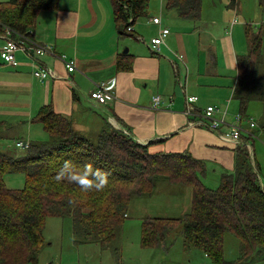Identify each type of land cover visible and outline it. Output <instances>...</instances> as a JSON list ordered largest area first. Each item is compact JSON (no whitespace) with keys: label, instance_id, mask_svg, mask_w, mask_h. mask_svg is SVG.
<instances>
[{"label":"crops","instance_id":"obj_1","mask_svg":"<svg viewBox=\"0 0 264 264\" xmlns=\"http://www.w3.org/2000/svg\"><path fill=\"white\" fill-rule=\"evenodd\" d=\"M11 1L0 0V9H8ZM114 1L58 0L51 11H27L23 17L7 15V20L1 19L0 49L11 40L28 48L50 47L53 54L38 57L18 51L17 66L5 63L0 56V135L7 130L20 138L41 140L48 133L36 118L50 109L68 121L73 132L91 142L109 126L142 146L153 142L147 149L152 155L190 156L201 163L199 182L208 190L217 189L223 175L235 172L237 148L246 144L243 146L251 160L254 154L255 162H251L259 168V183L264 187V141L255 143L262 138L259 133L264 135V123L258 125L249 115L251 102L243 107L235 96L241 84L239 59L250 56L251 41L257 36L262 41L257 79L264 75L262 0H255L250 12L241 0H200L194 20L166 8V0H147L144 16L128 20L131 32L117 21ZM153 18H159L160 24H154ZM162 29H168L169 35L155 53L150 42ZM63 56L75 62L73 72H68L59 59ZM35 64L49 74L43 82L34 76ZM102 83L110 86L113 97L105 104H96L90 93ZM157 97L159 103L155 105ZM189 97L197 101L189 104ZM209 106L218 110L216 118L224 117L227 123L237 115L243 118L241 142L227 141L208 127L200 114ZM249 119L255 128H249ZM30 139L24 142H42ZM189 195L193 199V190ZM192 199L188 212L186 204H180L184 212L180 217L145 219H181L190 214ZM167 235L179 236L176 231ZM230 235L239 242L238 256L232 261L226 259L223 242L225 262L264 261L259 247L241 257L242 242ZM200 253L190 256L189 263L215 264L211 256Z\"/></svg>","mask_w":264,"mask_h":264},{"label":"trees","instance_id":"obj_2","mask_svg":"<svg viewBox=\"0 0 264 264\" xmlns=\"http://www.w3.org/2000/svg\"><path fill=\"white\" fill-rule=\"evenodd\" d=\"M57 2L12 0L8 9H0V21L7 20V15L23 17L27 11L31 14L51 11ZM146 4L147 0H115V14L121 28L127 29L130 18L135 20L144 16ZM199 4L200 0H166V8L175 10L181 18L192 20L198 16ZM261 4L264 6V0ZM251 42L250 56L239 59L241 84L235 96L243 107L252 101L264 102V85L257 79V57L262 41L257 36ZM36 121L48 133L47 141L29 143L22 157L14 158L0 151V264L34 263L48 217H69L75 244L97 243L108 247L123 224L124 220L119 217L126 214L131 199L151 194L149 185L153 181L146 177L155 175L154 170H158L152 162L148 170L141 163H131L132 172L122 171L100 148L107 142L117 146L127 158L133 157L138 149L150 159L161 158L166 162L177 159L175 171L179 172L181 165L197 180L191 187L190 214L181 219L146 218L142 224V247L157 248L167 233L176 230L184 238L185 245L211 256L215 264H231L222 259L225 233L241 240L244 248L241 257L251 255L254 247L264 248L260 247L264 245V187L259 183V168H254L253 160L243 146L246 144L237 148L235 172L223 175L219 187L208 190L199 182L201 163L186 154L151 156L147 149L153 142L142 146L109 126L97 141L91 142L73 132L69 122L50 109L38 115ZM66 161L74 164L77 171L90 164L94 170L106 175L107 183L97 190L95 187L84 189L67 176L57 181L56 176ZM123 163L128 164L124 160ZM10 174H23L25 186L22 189L6 187L3 178ZM88 179L93 178L89 176ZM177 223L176 228L170 227ZM261 249L260 253H264Z\"/></svg>","mask_w":264,"mask_h":264},{"label":"rangeland","instance_id":"obj_3","mask_svg":"<svg viewBox=\"0 0 264 264\" xmlns=\"http://www.w3.org/2000/svg\"><path fill=\"white\" fill-rule=\"evenodd\" d=\"M241 1L245 9L250 12L255 0ZM259 10L264 12V8H259ZM260 79L264 85V75L260 76ZM249 115L261 126L264 123V102H251ZM40 128L42 127L40 126ZM256 129L259 130L258 127ZM262 134L259 133V136H262V138L255 140V143L257 141H264V135ZM256 138L258 139V137ZM29 139L26 136L20 138L16 132L13 133L6 130L4 131V135H0V151L14 157H22L25 154V150L16 148L15 143L19 142L17 140L27 143L24 141H29ZM40 139L34 138L30 140L47 141L48 136L45 134ZM100 148L124 172H132V169L129 167L131 163L133 165L141 163V166H145L147 170L152 162L155 163L158 172L154 170L155 175L146 177L147 179L152 178L153 181L149 185L152 187L151 194L131 199L127 210L124 212L126 214L123 213L124 215L119 217L121 220H124L123 224L118 229L115 239L107 248L101 247L97 243L75 244L72 220L69 217L46 218L41 232L42 243L38 249L36 260L34 263L26 264H172L174 260L183 261L182 264H190V256L201 255L199 249L196 247L185 245L184 238L180 236L181 234L177 237L167 235L161 244L163 246L162 249L153 250L148 247H141L139 244L145 217H180L184 213L183 208H180V204L182 206L186 204L187 212L189 211L192 199L189 191L192 192L193 189L187 188L192 187L197 182V180H194L193 174L185 170L181 165L180 170H178L179 172H176L174 167L178 165L179 161L177 159H171L169 162L163 161L161 158L150 159L149 155H145L138 149L135 151L133 157L127 158L125 153L120 152L117 146L111 145L109 142L101 144ZM151 156L153 155L151 154ZM123 160L128 164L123 163ZM252 160L255 162L253 153ZM135 174L139 176V173ZM3 180L6 187L10 189H22L25 186L23 174L5 175ZM178 224L170 227L174 229ZM86 231L89 232V230ZM171 232L174 233V230ZM231 236L230 233H225L224 235L225 257L229 261L237 258L239 247L237 239ZM260 247H264V245L262 244ZM261 250L264 251V248ZM159 253L162 255L157 257ZM256 264H264V261Z\"/></svg>","mask_w":264,"mask_h":264},{"label":"built area","instance_id":"obj_4","mask_svg":"<svg viewBox=\"0 0 264 264\" xmlns=\"http://www.w3.org/2000/svg\"><path fill=\"white\" fill-rule=\"evenodd\" d=\"M152 22L154 24H160L159 18H153ZM128 32L132 31V28L129 26L127 28ZM169 35L168 29H162L159 35L151 40V48L155 53L160 51L161 45L164 43L165 38ZM21 51L25 53H30L35 56H44L45 54H53V51L50 47H38L34 48L33 46L28 48L22 44H18L14 41L8 40L6 44L0 49V56L3 61L11 66H17V61L15 59L16 52ZM59 59L65 64L68 72H73L75 70V62L72 60H66L65 57H59ZM48 72L44 69H41L39 64H35L34 76L40 81L43 82L48 76ZM110 86H106L105 83L98 84L95 86V89L90 93V99L96 104H105L108 99L112 98ZM197 101L196 97H189L187 102L193 104ZM159 98L154 99V104L158 105ZM218 113V110L209 106L202 111L200 117L207 121L208 127L215 132H219L221 137L232 143H239L243 138L242 123L243 118L237 115L233 122L227 123L224 120V117L216 118L215 114ZM189 114V113H188ZM247 124L250 129L255 128V122L252 119L247 120ZM251 138H256L253 134H248ZM245 137V136H244ZM15 147L27 150L29 144L23 142L15 143Z\"/></svg>","mask_w":264,"mask_h":264},{"label":"clouds","instance_id":"obj_5","mask_svg":"<svg viewBox=\"0 0 264 264\" xmlns=\"http://www.w3.org/2000/svg\"><path fill=\"white\" fill-rule=\"evenodd\" d=\"M82 167V171H77L74 164L66 161L57 174L56 180L59 181L67 176V179L77 182L84 189H90L93 187L97 190L103 189L107 183L106 175L99 170H94L90 164L83 165ZM89 176L93 179L89 180Z\"/></svg>","mask_w":264,"mask_h":264},{"label":"water","instance_id":"obj_6","mask_svg":"<svg viewBox=\"0 0 264 264\" xmlns=\"http://www.w3.org/2000/svg\"><path fill=\"white\" fill-rule=\"evenodd\" d=\"M127 51H128V50H127V49H125L123 53H125V54H126V53H127Z\"/></svg>","mask_w":264,"mask_h":264}]
</instances>
